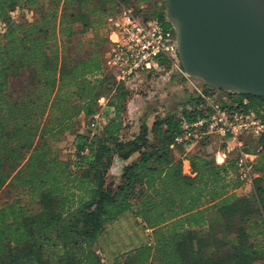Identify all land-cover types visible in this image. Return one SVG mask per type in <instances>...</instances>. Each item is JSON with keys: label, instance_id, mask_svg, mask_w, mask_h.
Listing matches in <instances>:
<instances>
[{"label": "trees", "instance_id": "trees-1", "mask_svg": "<svg viewBox=\"0 0 264 264\" xmlns=\"http://www.w3.org/2000/svg\"><path fill=\"white\" fill-rule=\"evenodd\" d=\"M147 1L0 0V191L9 185L21 193L0 206V264H106L95 245L128 212L148 239L112 264H264V150L254 164L253 190L242 195L235 154L217 163L203 152L208 137L194 153L170 147L180 131L175 111L126 135L131 90L107 72L108 25L126 6L171 26L166 7L144 9ZM19 7L36 18L14 19ZM21 70L29 71L30 85L14 91L11 78ZM220 94L224 107L264 119L263 97ZM102 97L112 115L95 133H80L74 153L62 157L53 142L79 117L90 121ZM199 103L191 93L181 104L194 107L183 112L188 120L203 113ZM252 141L259 145L246 143ZM117 158L124 163L120 174L113 171ZM227 219H238L235 232L227 231ZM220 249L223 256L206 252Z\"/></svg>", "mask_w": 264, "mask_h": 264}, {"label": "built area", "instance_id": "built-area-1", "mask_svg": "<svg viewBox=\"0 0 264 264\" xmlns=\"http://www.w3.org/2000/svg\"><path fill=\"white\" fill-rule=\"evenodd\" d=\"M168 20L170 21L169 15ZM4 27L5 24L0 22V32ZM107 39V72L131 90L126 114L127 123L136 119L142 104L165 101L171 94L174 77H180L192 93L201 99L197 107L203 113L188 120L183 112L194 111L191 104L181 105L175 111L180 119V131L175 134L170 147L176 149L178 146H185L189 151L194 147L200 148V143L205 137L216 135L223 143L215 153L216 162L225 163L231 154H235L240 178L245 182L253 180L254 164L264 150V119L254 111L237 108V105L234 108L224 107L219 100L220 91L223 90L210 87L212 89L207 91L209 86L185 72L172 24L168 27L159 19H146L132 8L121 6L118 13L110 19ZM222 99L228 100L226 96ZM106 101L105 97L100 99L102 108L91 117L89 127L92 133L112 115V110L106 107ZM245 137L260 141L259 145L253 150H246L248 144ZM209 146L211 144L207 143L205 149ZM74 151L73 146L69 152ZM88 151L89 149H86L83 154ZM123 165V161L117 158L113 171L120 174Z\"/></svg>", "mask_w": 264, "mask_h": 264}, {"label": "water", "instance_id": "water-1", "mask_svg": "<svg viewBox=\"0 0 264 264\" xmlns=\"http://www.w3.org/2000/svg\"><path fill=\"white\" fill-rule=\"evenodd\" d=\"M185 72L264 98V0H162Z\"/></svg>", "mask_w": 264, "mask_h": 264}, {"label": "rangeland", "instance_id": "rangeland-1", "mask_svg": "<svg viewBox=\"0 0 264 264\" xmlns=\"http://www.w3.org/2000/svg\"><path fill=\"white\" fill-rule=\"evenodd\" d=\"M133 6V5H130ZM144 9H156L160 7H166V12H168V8L166 4L162 0H148L147 2L141 4ZM135 7V5H134ZM12 16L14 19H24V20H33L36 18V12L33 9H29L26 7H19L12 11ZM180 77H176V80L172 82L171 85V94L165 101H153L149 103H144L141 105V110L138 115L136 114V119L130 123V129L128 128V133L126 135L130 137V133L133 132L139 125L146 123L148 126H151L154 122L156 115L164 116L171 112L178 110L179 106H181L184 101H186L189 95L192 93L189 86L186 85L183 81L179 79ZM30 85L29 71L21 70L17 76L11 78V88L14 91H23ZM138 109V105H137ZM138 111V110H137ZM89 119L83 118L77 122L75 128L72 131L66 132L62 135L58 140L53 142L55 149L62 157H67L69 155L70 149L74 145L75 138L80 134H87L90 131L89 127ZM137 126V127H136ZM246 140H250V137H245ZM208 149L203 150V152L208 153L210 156L215 157V153L217 150L223 146L221 140L216 137V135L208 138L207 141ZM249 147L258 146L256 141H252L248 143ZM189 153L197 152V147H194L189 150ZM177 157H180V154L175 152ZM183 170L185 173L190 174L191 167L188 160L184 161ZM112 174H110L111 176ZM109 176V177H110ZM114 177V175H112ZM258 176L257 173H254L253 179ZM253 190V180L251 182H245L238 189L239 194H250ZM20 192L15 190L13 187L6 185L0 191V206L7 202L15 201L20 197ZM238 219H227L225 221L224 226L227 225L229 232H235L238 225ZM214 232V227L208 229V235ZM147 233L143 229V224L140 219L135 218L132 212H128L118 218L110 222L102 235L100 236L95 248L99 255L103 258L106 264H112L116 257H122L125 259L129 251L138 247L143 242L147 241ZM206 251V250H205ZM210 255H214L216 257L223 256L225 254V250L220 249L218 251H206Z\"/></svg>", "mask_w": 264, "mask_h": 264}, {"label": "crops", "instance_id": "crops-1", "mask_svg": "<svg viewBox=\"0 0 264 264\" xmlns=\"http://www.w3.org/2000/svg\"><path fill=\"white\" fill-rule=\"evenodd\" d=\"M83 118H85L84 116H81V117H79V119L78 120H81V119H83Z\"/></svg>", "mask_w": 264, "mask_h": 264}]
</instances>
